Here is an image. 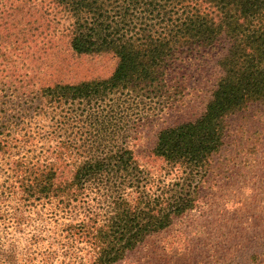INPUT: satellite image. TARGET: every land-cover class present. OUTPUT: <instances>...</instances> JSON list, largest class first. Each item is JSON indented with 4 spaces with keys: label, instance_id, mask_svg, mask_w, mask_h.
<instances>
[{
    "label": "trees",
    "instance_id": "16d2710c",
    "mask_svg": "<svg viewBox=\"0 0 264 264\" xmlns=\"http://www.w3.org/2000/svg\"><path fill=\"white\" fill-rule=\"evenodd\" d=\"M59 36L79 55L113 52L114 74L49 83ZM206 51L222 76L198 120L160 132L155 153L169 168L161 178L135 163L125 143L129 125L140 120L144 95L167 84L182 56ZM0 54L2 72L13 68L10 76L19 78V100L40 102L52 122L39 130L26 112L19 115V226L24 212L40 209L29 258L65 262L70 248L86 244L92 264H116L195 207L226 116L264 103V0H0ZM45 232L52 247L37 252ZM5 257L0 249V264L17 263ZM249 261L264 264V252Z\"/></svg>",
    "mask_w": 264,
    "mask_h": 264
},
{
    "label": "rangeland",
    "instance_id": "374dc122",
    "mask_svg": "<svg viewBox=\"0 0 264 264\" xmlns=\"http://www.w3.org/2000/svg\"><path fill=\"white\" fill-rule=\"evenodd\" d=\"M55 55L54 67L46 69L45 80L49 83L107 80L119 63L111 51L73 53L60 36L55 40ZM216 62L217 57L207 51L190 57L184 55L167 78V84L144 95V103L139 107L142 116L139 121L133 117L125 138L141 168L164 178L169 168L155 153L159 134L164 129L195 122L204 114L222 76ZM3 64L5 60L0 56V65ZM4 70L3 65L0 67V249L5 250V258L16 256V264H44L39 255L34 261L29 258L33 215L40 209L24 212L26 223L19 226V140L25 139L19 131V115L26 112L39 130L49 131L50 112L41 113L40 102L32 101V97L23 95L19 100V78L10 76L14 74L13 68L9 73H3ZM34 132L32 126L28 133ZM63 165L59 163L57 167L62 170ZM69 176L66 170L63 178ZM196 198L192 210L175 218L167 229L148 236L116 264H250V255L264 252V103L244 104L226 116L223 144L210 158L207 175L199 179ZM53 224L51 231L58 235L62 228L60 220ZM43 238L44 241L34 245L37 252L52 243L48 232ZM70 249L65 262L57 256L51 264H92L89 246L79 244Z\"/></svg>",
    "mask_w": 264,
    "mask_h": 264
}]
</instances>
